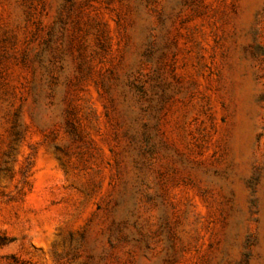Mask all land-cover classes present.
I'll return each instance as SVG.
<instances>
[{"label":"rangeland","instance_id":"obj_1","mask_svg":"<svg viewBox=\"0 0 264 264\" xmlns=\"http://www.w3.org/2000/svg\"><path fill=\"white\" fill-rule=\"evenodd\" d=\"M0 264H264V0H0Z\"/></svg>","mask_w":264,"mask_h":264}]
</instances>
